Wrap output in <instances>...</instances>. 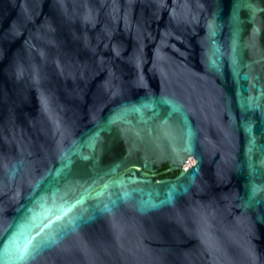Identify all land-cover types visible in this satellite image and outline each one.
I'll list each match as a JSON object with an SVG mask.
<instances>
[{
    "label": "water",
    "instance_id": "1",
    "mask_svg": "<svg viewBox=\"0 0 264 264\" xmlns=\"http://www.w3.org/2000/svg\"><path fill=\"white\" fill-rule=\"evenodd\" d=\"M0 264H264V0H0Z\"/></svg>",
    "mask_w": 264,
    "mask_h": 264
},
{
    "label": "bare ground",
    "instance_id": "2",
    "mask_svg": "<svg viewBox=\"0 0 264 264\" xmlns=\"http://www.w3.org/2000/svg\"><path fill=\"white\" fill-rule=\"evenodd\" d=\"M192 163H193V160H190V161H188V163L186 164V166L191 165Z\"/></svg>",
    "mask_w": 264,
    "mask_h": 264
},
{
    "label": "trees",
    "instance_id": "3",
    "mask_svg": "<svg viewBox=\"0 0 264 264\" xmlns=\"http://www.w3.org/2000/svg\"><path fill=\"white\" fill-rule=\"evenodd\" d=\"M164 168H167V166H164ZM175 173H177V172H175ZM166 175H171V174L168 173V174H165V175H162V176H166Z\"/></svg>",
    "mask_w": 264,
    "mask_h": 264
}]
</instances>
